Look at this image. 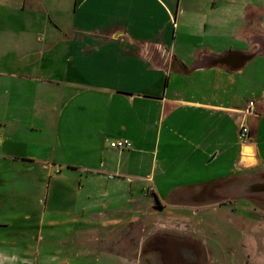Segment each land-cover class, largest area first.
Masks as SVG:
<instances>
[{
  "label": "crops",
  "instance_id": "0c3cea01",
  "mask_svg": "<svg viewBox=\"0 0 264 264\" xmlns=\"http://www.w3.org/2000/svg\"><path fill=\"white\" fill-rule=\"evenodd\" d=\"M208 190L264 223V0H0V264H93Z\"/></svg>",
  "mask_w": 264,
  "mask_h": 264
},
{
  "label": "rangeland",
  "instance_id": "374dc122",
  "mask_svg": "<svg viewBox=\"0 0 264 264\" xmlns=\"http://www.w3.org/2000/svg\"><path fill=\"white\" fill-rule=\"evenodd\" d=\"M169 205L100 242L93 264H264V223L240 218L231 200ZM224 205V206H222Z\"/></svg>",
  "mask_w": 264,
  "mask_h": 264
},
{
  "label": "built area",
  "instance_id": "2783aa9c",
  "mask_svg": "<svg viewBox=\"0 0 264 264\" xmlns=\"http://www.w3.org/2000/svg\"><path fill=\"white\" fill-rule=\"evenodd\" d=\"M253 105V102H248L247 110H249ZM239 141L242 145L249 143V129L247 126H241L238 133ZM108 145L111 148H130L132 147V142L128 139H106Z\"/></svg>",
  "mask_w": 264,
  "mask_h": 264
},
{
  "label": "bare ground",
  "instance_id": "6f19581e",
  "mask_svg": "<svg viewBox=\"0 0 264 264\" xmlns=\"http://www.w3.org/2000/svg\"><path fill=\"white\" fill-rule=\"evenodd\" d=\"M246 154H250L251 153V151H248V152H245ZM244 157H246V155L244 156Z\"/></svg>",
  "mask_w": 264,
  "mask_h": 264
}]
</instances>
